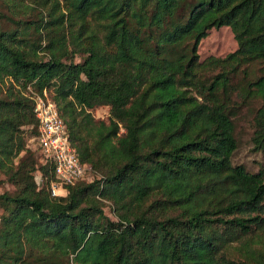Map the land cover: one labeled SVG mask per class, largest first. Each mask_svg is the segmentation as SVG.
<instances>
[{"label":"trees","instance_id":"obj_1","mask_svg":"<svg viewBox=\"0 0 264 264\" xmlns=\"http://www.w3.org/2000/svg\"><path fill=\"white\" fill-rule=\"evenodd\" d=\"M15 9L0 12V170L13 187L0 193V264L36 252L51 255L39 264H264L246 239L264 233V169L232 163L233 120L256 101L252 143L264 154V0H16ZM222 27L237 49L201 62L200 42ZM28 89L52 100L92 167L64 196L50 195Z\"/></svg>","mask_w":264,"mask_h":264},{"label":"rangeland","instance_id":"obj_2","mask_svg":"<svg viewBox=\"0 0 264 264\" xmlns=\"http://www.w3.org/2000/svg\"><path fill=\"white\" fill-rule=\"evenodd\" d=\"M16 0H0V12L5 14L8 17H11V12L15 11ZM14 17V16H13ZM34 17V16H33ZM3 22L6 26L11 25V22L3 19ZM237 49V43L234 39V36L231 30L227 27H222L220 29H212L207 37L200 42L198 47V54L200 57V61H205L211 58H224L228 54L234 52ZM256 66H253L250 69V77L253 78L259 74L256 69ZM4 85H0V92L2 91V95L5 94ZM1 96V95H0ZM259 102H253L250 106L242 107L237 116L234 118V135L237 140V150L235 151L232 157V163L234 165H242L248 172L257 173L261 169H264V154L255 151L252 143V137L254 132V116L255 111L259 107ZM94 115L96 118L106 119L108 116L107 108H99L94 111ZM27 132V128H24ZM27 135V134H26ZM27 148L35 154L38 163L42 164V157L40 152L36 149V144L32 141V139H28ZM3 173L0 170V193L5 191H13V187L6 183ZM35 181L37 184L42 183V177L40 172L35 173ZM50 186V185H49ZM50 192V189H49ZM51 195V193H50ZM111 204L109 202H105L104 212L106 216L115 221V215L111 210ZM247 242L250 244H254L257 248H260L264 251V233H254L249 236ZM239 244L234 243L232 246L237 248ZM36 252V251H35ZM237 252L233 255L237 256ZM45 255V256H43ZM50 254H43L36 252L33 256L26 259L27 264H39L36 261V258L45 259L44 261H49ZM40 263H44L41 262Z\"/></svg>","mask_w":264,"mask_h":264},{"label":"built area","instance_id":"obj_3","mask_svg":"<svg viewBox=\"0 0 264 264\" xmlns=\"http://www.w3.org/2000/svg\"><path fill=\"white\" fill-rule=\"evenodd\" d=\"M28 92L34 102L33 112L38 123L37 143L41 155L44 161L53 166L54 180L49 186L51 196H64L68 187L91 179L92 167L80 162L56 106L47 94L39 95L31 89Z\"/></svg>","mask_w":264,"mask_h":264}]
</instances>
